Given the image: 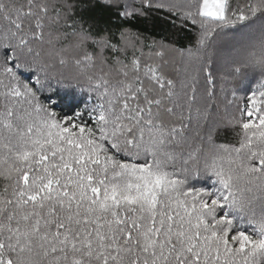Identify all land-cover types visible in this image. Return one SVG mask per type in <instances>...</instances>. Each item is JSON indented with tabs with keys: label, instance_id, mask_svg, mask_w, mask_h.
Segmentation results:
<instances>
[{
	"label": "snow or ice",
	"instance_id": "6c2138e0",
	"mask_svg": "<svg viewBox=\"0 0 264 264\" xmlns=\"http://www.w3.org/2000/svg\"><path fill=\"white\" fill-rule=\"evenodd\" d=\"M0 264H264V0H0Z\"/></svg>",
	"mask_w": 264,
	"mask_h": 264
},
{
	"label": "trees",
	"instance_id": "16d2710c",
	"mask_svg": "<svg viewBox=\"0 0 264 264\" xmlns=\"http://www.w3.org/2000/svg\"><path fill=\"white\" fill-rule=\"evenodd\" d=\"M133 31L139 32L141 37L146 39V41H150L152 39L156 40H171L173 38L172 33L168 31L167 25H162L159 22L153 26L152 24H145V23H137L133 26ZM197 33L195 30L192 29H185L178 33L175 37V43L177 47L187 48L192 47L195 44ZM170 59L175 61L174 64H169L166 68V71L169 73H174L175 68L180 66V59L179 57H175L174 54H170ZM244 101L237 100L236 104L243 105ZM230 108L234 107L229 106ZM231 139V137H229Z\"/></svg>",
	"mask_w": 264,
	"mask_h": 264
}]
</instances>
